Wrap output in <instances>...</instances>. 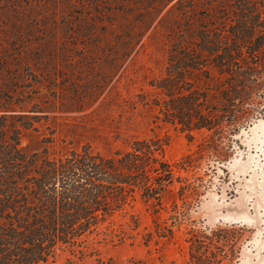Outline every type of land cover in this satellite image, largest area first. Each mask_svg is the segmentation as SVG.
<instances>
[{
  "label": "trees",
  "instance_id": "trees-1",
  "mask_svg": "<svg viewBox=\"0 0 264 264\" xmlns=\"http://www.w3.org/2000/svg\"><path fill=\"white\" fill-rule=\"evenodd\" d=\"M155 21L165 68L149 81L156 95L140 100L196 149L172 162L168 139L152 135L108 153L89 142L55 153L53 136L33 134L41 118L95 104ZM263 114L264 0H0V264H39L64 248L82 260L90 235L138 199L157 218L171 200L172 224L155 225L172 235L204 175L228 173L236 135ZM222 232L194 231L196 264L237 258Z\"/></svg>",
  "mask_w": 264,
  "mask_h": 264
},
{
  "label": "rangeland",
  "instance_id": "rangeland-1",
  "mask_svg": "<svg viewBox=\"0 0 264 264\" xmlns=\"http://www.w3.org/2000/svg\"><path fill=\"white\" fill-rule=\"evenodd\" d=\"M156 23L95 104L83 111L41 118L35 122L38 132L33 134L39 138L53 136L51 149L55 153L86 142L108 153L128 147L137 137L152 135L168 139L164 154L172 162L196 149L198 140L190 141L178 127L156 119L157 110L140 100L141 93L149 98L156 95L157 90L149 81L165 68L167 44L163 28L155 27ZM236 140L235 154L226 164L228 173L222 174L218 167L216 173L209 171L204 175L205 180L210 179L205 193L180 216L172 235H160L155 225V220L161 227L172 224L171 200L157 218L138 199L117 212L111 223L101 225L98 233L90 235L85 248L88 255L82 260L79 253L64 248L39 264H69L68 258L83 264H98V258L107 264H196L190 248L194 231L211 234L216 228H223L221 234L236 241L240 252L232 264H264V114L242 129ZM29 141V137H23L22 145ZM201 167L198 172L203 175L207 165ZM177 202L182 209L183 201ZM134 219L138 221L137 227ZM212 238L207 241L216 250L212 243L222 244V240Z\"/></svg>",
  "mask_w": 264,
  "mask_h": 264
}]
</instances>
